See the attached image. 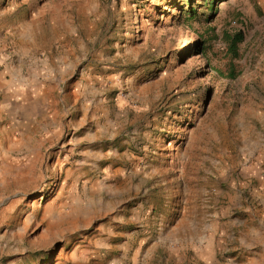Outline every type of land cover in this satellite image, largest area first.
<instances>
[{"label":"rangeland","instance_id":"374dc122","mask_svg":"<svg viewBox=\"0 0 264 264\" xmlns=\"http://www.w3.org/2000/svg\"><path fill=\"white\" fill-rule=\"evenodd\" d=\"M0 264H264V0H0Z\"/></svg>","mask_w":264,"mask_h":264},{"label":"trees","instance_id":"16d2710c","mask_svg":"<svg viewBox=\"0 0 264 264\" xmlns=\"http://www.w3.org/2000/svg\"><path fill=\"white\" fill-rule=\"evenodd\" d=\"M228 43H229V52L233 53L235 51L236 48V42L241 40V36L240 34H236L235 38L233 39V36L228 37Z\"/></svg>","mask_w":264,"mask_h":264},{"label":"crops","instance_id":"0c3cea01","mask_svg":"<svg viewBox=\"0 0 264 264\" xmlns=\"http://www.w3.org/2000/svg\"><path fill=\"white\" fill-rule=\"evenodd\" d=\"M34 97H36V96H34ZM35 99H36V98H33V101H31V102H34V101H35ZM48 109H49V108H48ZM48 109H47V110H48ZM33 118H34V117H33ZM49 118H50V117H49Z\"/></svg>","mask_w":264,"mask_h":264}]
</instances>
